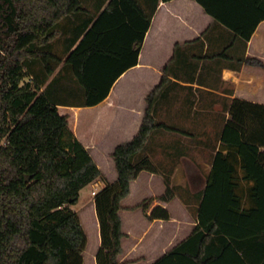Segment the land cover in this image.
Returning a JSON list of instances; mask_svg holds the SVG:
<instances>
[{"label":"trees","instance_id":"1","mask_svg":"<svg viewBox=\"0 0 264 264\" xmlns=\"http://www.w3.org/2000/svg\"><path fill=\"white\" fill-rule=\"evenodd\" d=\"M160 1L171 0H150L147 14L137 0H109L77 34L66 63L83 88L84 106L103 102L119 77L138 64ZM195 1L246 45L264 21V0ZM84 11L81 0H0V264H84L88 235L72 205L98 180L104 187L94 198L101 234L97 264H120L121 203L143 170L157 172L149 157L138 155L153 131L173 130L156 122L153 107L174 58L145 97L139 130L112 153L113 181L75 136L71 116L41 91L55 72L49 60L59 61L46 47L59 35L63 19ZM209 29L175 48L199 42ZM239 62L264 69L257 58ZM32 72L35 78L27 81ZM219 139L199 224L155 264H264V104L234 99ZM242 180L253 185L241 189ZM173 196L167 185L163 199ZM154 215L170 217L161 207Z\"/></svg>","mask_w":264,"mask_h":264},{"label":"crops","instance_id":"2","mask_svg":"<svg viewBox=\"0 0 264 264\" xmlns=\"http://www.w3.org/2000/svg\"><path fill=\"white\" fill-rule=\"evenodd\" d=\"M94 1L93 21L109 3V0ZM137 1L149 14L150 0ZM78 21L81 22L80 19ZM89 22L90 19L83 25L84 32L91 25ZM62 25L63 22H60L58 28ZM208 26L210 29L199 42L175 48L177 43L198 37ZM72 29L77 32V23ZM56 31L59 33L57 38H60L63 32ZM71 39L74 41L75 37ZM51 50L59 49L53 47ZM61 50L68 49L64 47ZM70 51H54L59 55V64L66 62ZM210 52L214 53L213 58L208 57ZM242 58H257L264 63V21L246 45L224 25L213 22L197 1H160L146 33L138 64L119 77L103 102L92 107L84 106V92L83 99L77 103L53 101L62 113L71 116L70 128L75 136L91 152L107 179L113 181L117 173L112 153L119 144L130 141L139 130L147 107L145 97L160 82L164 67L172 59L168 70L169 81L160 91L153 113L156 122L164 123L173 130L156 129L150 135L147 143L151 142L146 144L147 148L145 146L141 155L150 158L157 172L143 170L131 182L130 194L121 203L124 236L121 240L122 253L118 257L120 264H155L187 239L199 224V208L215 155L221 149L219 137L230 119V106L236 98L264 104V69L242 65L239 62ZM30 75L27 81L35 78L33 72ZM47 82L48 79L40 85L41 91L44 92ZM197 105L203 107L199 109L201 123L192 130L190 123L196 119ZM217 119L221 125L215 147L211 150L191 143V133L184 132L180 137L182 127L199 136H211ZM206 151L211 156L204 159ZM182 168L187 170L183 184L179 180ZM103 183L99 180L90 184L92 195L93 191L101 189ZM240 184L245 190L253 182L242 180ZM167 185L174 196L164 200ZM159 207L169 212L168 219L154 215ZM89 211L80 217L88 243L89 228L97 236L96 247L89 258V264H97L101 234L94 199Z\"/></svg>","mask_w":264,"mask_h":264},{"label":"rangeland","instance_id":"3","mask_svg":"<svg viewBox=\"0 0 264 264\" xmlns=\"http://www.w3.org/2000/svg\"><path fill=\"white\" fill-rule=\"evenodd\" d=\"M81 1H82V5H83L85 11L82 13H79L77 15L76 14L69 15L65 19H63L61 21V22H63L62 27L58 28L59 25L57 27L58 31L62 29L61 31L63 33H61V31H59L61 33V37L55 39L52 43H50L49 46L46 47L47 48L46 50L50 51L51 48L57 47V49H59V50H54V51H56L57 53H62V52L70 51L73 49L75 41H73V43H72L71 38H73V37L76 38L78 36L77 33L80 34L81 31L85 28V26H83V25L86 24L87 20L93 18L95 15V13H93L95 11L94 10L95 9V7H94L95 1L94 0H81ZM75 17L77 18L76 21H75ZM78 19H80L81 22H79ZM75 23H77V25H78L77 32L72 31L73 30L72 26ZM61 43H63V45ZM75 44H76V42H75ZM61 45H62V47H61ZM64 47H67L68 50H61V49H64ZM56 55L59 57L58 54H56ZM208 57L213 58L214 53L210 52L208 54ZM49 64L51 66H53V68L57 72H56V74H53V76H49L46 74L45 68L41 65V71L44 75H47V79H48V82L44 88V91H46V93L50 96V98L53 101H58V102H62V103L80 102L83 99V88L79 84V82L77 81V79L74 75V72L72 70V67L69 64H67L66 62H64L63 64H59V61L57 62L54 59L49 60ZM36 68H37V66L36 67L34 66V69H36ZM44 75H42V77H44ZM196 108L198 110V113H197L198 116L196 115L195 121L190 123L191 127H193L192 130L195 129L196 125L198 126L201 123V119L199 117L201 113L199 111L203 107L197 105ZM216 118H218V117H216ZM219 124L221 125V121L219 122V119L215 120V124L213 125L214 130L212 131L211 136H209V135L208 136H199L196 133H194V131H190L189 129L183 128V127L181 128L182 133H179V134H181L180 137L182 138L184 135V132L191 133L192 135L191 134L189 135L191 138V139H189L191 143H193L197 146L204 145V147L211 150L212 148L215 147V144H216V141L218 138L217 132L219 131ZM172 136H175V135L172 134ZM149 142H151V141H149ZM149 142L147 143V145L150 144ZM147 145H146V148H147ZM141 154H143V152L139 153L138 156H140ZM181 154L184 155L183 152H181ZM203 155H205L204 159L207 158L206 156H209V155L211 156V154H209V152H207V151ZM186 171L187 170L185 168H182L179 170V177H180L179 180L182 182L181 184L184 183L183 179L187 175ZM98 181H96V182H98ZM96 182H94V183H96ZM103 187H104V183H103V186L101 187V189ZM101 189H99L97 192H99ZM92 190H93L92 185L86 186L80 193L79 201L76 204L72 205V208L75 211H77L82 217H84V212H90L89 209L92 208V202H93V199L95 198V195H92ZM88 234H89V243L87 246V250L85 251V264H89L90 254L95 249L96 244H97V236H95V234L93 233V231L90 228L88 229Z\"/></svg>","mask_w":264,"mask_h":264},{"label":"water","instance_id":"4","mask_svg":"<svg viewBox=\"0 0 264 264\" xmlns=\"http://www.w3.org/2000/svg\"><path fill=\"white\" fill-rule=\"evenodd\" d=\"M29 179H30V177H29V176H27V177H26V181H29Z\"/></svg>","mask_w":264,"mask_h":264},{"label":"built area","instance_id":"5","mask_svg":"<svg viewBox=\"0 0 264 264\" xmlns=\"http://www.w3.org/2000/svg\"><path fill=\"white\" fill-rule=\"evenodd\" d=\"M96 194V191H93V195H95Z\"/></svg>","mask_w":264,"mask_h":264}]
</instances>
